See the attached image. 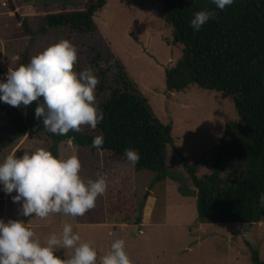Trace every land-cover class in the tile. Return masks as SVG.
<instances>
[{
	"label": "trees",
	"instance_id": "trees-1",
	"mask_svg": "<svg viewBox=\"0 0 264 264\" xmlns=\"http://www.w3.org/2000/svg\"><path fill=\"white\" fill-rule=\"evenodd\" d=\"M160 1L166 23L172 28V43L182 47V56L166 69L167 91H181L191 84L216 90L233 99L239 114L237 120L226 124L206 159L211 169L202 177L198 175L199 165L190 164L177 152L197 189L198 220L239 224L264 221V206L259 203L264 193V0H235L222 11L211 0ZM106 4L107 0H89L80 9L46 10L37 16L38 33L47 34L59 27L81 33L98 32L95 16ZM205 9H214L216 16L195 31L190 21L195 12ZM24 26L28 35L35 34L26 20ZM29 61V52L25 51L18 66ZM86 67H91L100 81L95 95L104 119L95 130L82 125L79 132L54 135L34 117L38 102H33L25 112L0 102V112H5L13 130L12 139L2 146L23 139L36 128L50 142L54 155H59L61 142L73 139L93 172L106 177L111 211L132 215L138 211L134 170L154 171L157 181L167 177L180 182L187 180L184 175L174 173L167 163L168 149L178 150L173 124L164 123L156 114L120 58L97 55L79 71ZM100 134L105 143L102 150H97L92 147V140ZM126 148L139 151L138 163L126 160ZM119 159L122 163L115 164L114 160ZM5 204L6 198L0 197V215ZM141 220L140 213L136 221ZM254 261L262 264L257 250Z\"/></svg>",
	"mask_w": 264,
	"mask_h": 264
},
{
	"label": "rangeland",
	"instance_id": "rangeland-1",
	"mask_svg": "<svg viewBox=\"0 0 264 264\" xmlns=\"http://www.w3.org/2000/svg\"><path fill=\"white\" fill-rule=\"evenodd\" d=\"M86 1L89 0H0V79L5 78L9 69L18 66L23 52L28 51L31 59L61 39L71 40L77 48L78 60L74 66L77 72L94 56L109 58L116 56L115 51H118L126 59L132 78L137 81L134 68L142 73L140 88L156 114L164 123H174L181 129L174 131L173 137H191L181 144V149L189 153L193 145L197 146L196 156H186L189 163L199 165L200 177L208 173L211 163L206 159L222 136L226 124L239 118L233 99L197 84L181 91H167L166 74L154 64L163 68L173 66L182 56V47L172 43V28L166 23L160 0H107L106 6L96 13L101 30L95 33H81L67 27L52 28L47 34L38 33L39 14L46 10L60 11L63 7L80 9ZM25 20L34 35L26 33ZM144 85H149V88ZM20 108L26 111L24 106ZM28 135V145L26 143L19 151L16 150L19 140L2 146L12 139L13 130L5 112H0V161L8 154L21 156L23 152H32L40 147L50 150V142L40 129H31ZM72 146L78 149L76 144ZM177 152L183 151L179 148L175 151L172 147L168 149L167 163L174 173L184 175L187 180L180 182L171 178L175 182L172 185L167 179L157 181L154 171H138L137 203L145 200L149 187H152L153 195L158 198L156 219L161 224L146 227L145 233L139 235L134 234L133 228L129 229L124 241L132 264H150L152 261H157V264H255L256 250L264 264V221L254 224L201 223L198 220L197 189ZM79 155L82 165L80 175L87 181L91 178L87 173L85 154L79 152ZM11 195L0 190V197L9 201L11 211L10 216L4 219V209L0 218L7 221L12 217L27 224L31 217L20 214L19 205L12 202ZM106 207L107 200L102 195L97 198L95 208L79 218L65 215L56 221L54 218L41 220L34 217L27 225L44 243L49 234L60 233L65 222L71 223L82 241L92 247L97 244V251L104 256L114 241L108 235V229L86 227L83 223L104 219ZM55 254L67 259L72 256L73 249H59Z\"/></svg>",
	"mask_w": 264,
	"mask_h": 264
},
{
	"label": "clouds",
	"instance_id": "clouds-1",
	"mask_svg": "<svg viewBox=\"0 0 264 264\" xmlns=\"http://www.w3.org/2000/svg\"><path fill=\"white\" fill-rule=\"evenodd\" d=\"M235 0H211L219 10L234 4ZM214 9L195 12L191 27L199 31L210 19ZM76 46L69 39H61L32 56L27 64L9 69L0 79V102L12 107L27 108L38 102L34 117L54 135L65 136L79 132L86 125L95 130L104 119L103 109L96 101L100 83L91 67L77 72ZM102 134L92 140V147L102 150ZM126 160L138 163L140 153L133 148L124 150ZM81 161L77 155H54L40 147L21 156L8 154L0 161V190L11 195L24 217L41 220L50 214L63 213L83 216L95 208L97 198L107 190L104 175L85 181L80 175ZM264 206V193L259 197ZM59 249H73L70 258L56 255ZM0 264H132L125 250V241L115 239L107 254L98 253L84 242L71 223L65 222L60 233H51L42 243L24 220L0 218Z\"/></svg>",
	"mask_w": 264,
	"mask_h": 264
},
{
	"label": "crops",
	"instance_id": "crops-1",
	"mask_svg": "<svg viewBox=\"0 0 264 264\" xmlns=\"http://www.w3.org/2000/svg\"><path fill=\"white\" fill-rule=\"evenodd\" d=\"M95 19H96V17H95ZM99 29L101 30L100 27H99ZM115 55H116V57L120 58L123 61L129 75L131 76V74L129 72V66L127 64L126 59L118 51H115ZM154 66H155V68L162 70V72L164 70V73L166 74L167 68H163L160 64H158V65L154 64ZM134 70L136 71L137 81L134 78H132V79L138 84V86L140 88V87H142V85L139 82V80L142 82V80H141L143 78L142 73L138 72L135 68H134ZM150 75H151V73H150ZM145 87L149 88V85L145 86ZM150 87H151V85H150ZM166 89H167V86H166ZM172 124H173V132L178 131V129H180L179 127H177L176 124H174V123H172ZM28 137H29V135L24 137L23 139L19 140L20 142H18L16 150L19 151L25 147V144L27 143ZM174 138L178 140L176 144H177L179 150L183 151L182 154L185 157L188 155L189 156L191 155L193 157L197 155V152H196L197 146H195V145L192 146V148L189 150V153L186 152L185 150L181 149V146H182L181 144L191 137L182 139V138L176 137L174 135ZM179 140H180V142H179ZM71 144L72 145L76 144L73 139H67V140L61 142L59 145V156H68V155L74 154V155H77L78 157H80L78 149L76 150V148H75L76 146L73 147ZM27 145H28V143H27ZM36 145H38V144H36ZM86 163H87L86 166L88 167L87 173H88L89 177L93 180L96 179L97 176L100 174L93 172L92 165L90 164V162L87 159H86ZM114 163L115 164L122 163V160H114ZM137 176H138V171L134 170V183H135V193L136 194H137V188H136ZM166 179H165L166 181H169V184L175 185V182H173L174 180H172L169 177H167ZM153 194H154L153 188L149 187L147 197L145 198L144 201H142L139 204L137 203V195H136V207L138 208V211L132 215H122L119 212L111 211L109 203H108L107 192H105L103 194L104 198L107 200V207H106V210L104 213L105 218L102 220H99V221H86V223H83V224H86V227L108 229V235L113 240H115L117 238L124 240V238H126L128 235L127 233L129 232V229H132V228L134 229L135 235L145 233L146 227H152L155 224H161V222L158 221V219H156V207H157V203H158V198H157V196H154ZM8 204H9V201L6 202L5 213L3 215L4 219L7 216H10L9 213L11 211L9 210L10 206H8ZM141 207H142V211L140 212L139 210ZM140 213L142 216V220H141V222H137L136 220L138 219V216L140 215ZM57 215H59V216H57ZM64 216L65 215L63 213H55V214H50L49 217H47V218L48 219L54 218V219H56V221H58V219H60L59 217L63 218ZM10 218H12V217H10ZM77 218H79V217H77ZM33 219H34V217H31L29 222H31V220H33ZM29 222L27 224H29ZM140 230H143V232H140ZM86 233H87V230H86ZM111 244L109 246H111ZM93 248H95L97 251L99 246H97V244H94ZM97 253H98V258L102 257L98 251H97ZM140 264H142V263H140ZM150 264H157V261H152Z\"/></svg>",
	"mask_w": 264,
	"mask_h": 264
},
{
	"label": "built area",
	"instance_id": "built-area-1",
	"mask_svg": "<svg viewBox=\"0 0 264 264\" xmlns=\"http://www.w3.org/2000/svg\"><path fill=\"white\" fill-rule=\"evenodd\" d=\"M140 232H143V230H140Z\"/></svg>",
	"mask_w": 264,
	"mask_h": 264
}]
</instances>
